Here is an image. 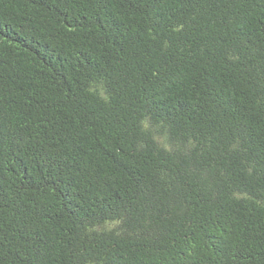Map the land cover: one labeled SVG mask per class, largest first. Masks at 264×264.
Masks as SVG:
<instances>
[{
    "label": "trees",
    "instance_id": "16d2710c",
    "mask_svg": "<svg viewBox=\"0 0 264 264\" xmlns=\"http://www.w3.org/2000/svg\"><path fill=\"white\" fill-rule=\"evenodd\" d=\"M0 264H264V0H0Z\"/></svg>",
    "mask_w": 264,
    "mask_h": 264
}]
</instances>
